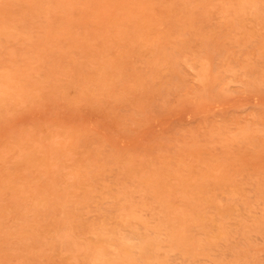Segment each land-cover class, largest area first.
<instances>
[{
  "label": "rangeland",
  "instance_id": "1",
  "mask_svg": "<svg viewBox=\"0 0 264 264\" xmlns=\"http://www.w3.org/2000/svg\"><path fill=\"white\" fill-rule=\"evenodd\" d=\"M0 264H264V0H0Z\"/></svg>",
  "mask_w": 264,
  "mask_h": 264
}]
</instances>
